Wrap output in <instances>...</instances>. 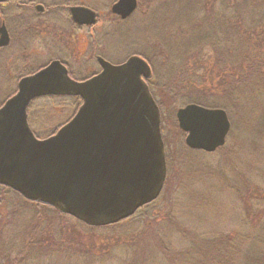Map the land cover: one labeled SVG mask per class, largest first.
<instances>
[{"label": "water", "instance_id": "water-1", "mask_svg": "<svg viewBox=\"0 0 264 264\" xmlns=\"http://www.w3.org/2000/svg\"><path fill=\"white\" fill-rule=\"evenodd\" d=\"M137 3L119 0L112 9L126 18ZM1 33L0 46L10 39L5 26ZM102 65V73L79 81L53 61L21 78L0 107V183L91 227L116 224L158 199L168 174L161 110L147 83L149 62L133 55L123 64ZM64 94L83 103L56 133L36 137L28 105ZM228 116L224 108L198 103L176 112L187 146L206 152L226 144Z\"/></svg>", "mask_w": 264, "mask_h": 264}, {"label": "trees", "instance_id": "trees-1", "mask_svg": "<svg viewBox=\"0 0 264 264\" xmlns=\"http://www.w3.org/2000/svg\"><path fill=\"white\" fill-rule=\"evenodd\" d=\"M143 1L139 0L140 7L143 5ZM168 1L163 0V6L167 5ZM217 1L223 10H216V15L215 7H213L214 1L187 0V4H192L190 20L189 23L183 24L178 29L177 35L181 37V40L174 44L175 53H172L171 50L169 53L163 50L161 52L163 62L169 54L170 57L166 61L171 66L167 68L165 75L161 74L163 77L159 75L158 78L164 83V85L160 84L164 91L161 98H158L153 83H149L150 90H152L162 113L163 141H165L166 149L169 139L168 133H165L164 121L165 119L169 121L170 118L176 121V110L175 108V111L171 110V104L174 101L183 97V101L225 108L230 114L232 126H234L232 117L234 116L233 105H235L234 95L236 94L237 114L240 105L243 109L242 116H244L242 120L245 119L243 127L239 124L236 126L237 151L240 153L250 152L246 148L256 146L251 143L255 137L254 143L258 144L259 149L260 146L264 148V143L261 144L263 141L261 136L264 138V0ZM193 6L198 7L194 10ZM186 20L188 21V18ZM220 23H222V27L219 26ZM222 34L224 35V45H228V47L226 50L223 49V46L219 49L223 52L222 54L227 53V57L222 54L220 56L218 47L216 48L215 42L211 41L210 44L215 47L212 55L214 57L208 62L205 43L210 37L217 35L220 38ZM158 41L155 37L149 43L158 45L161 51ZM220 43L222 44V41ZM191 50L196 52L195 57H190ZM139 51L153 62L154 74L158 73L155 62L158 61L157 57H159L160 51L157 52L153 48L150 51L146 49H139ZM191 58H195V60L190 65ZM227 63H229L228 66ZM204 67L206 69H203ZM225 71H227L226 74ZM17 77L20 79L19 76ZM39 99L45 100L42 106L59 101L70 108V111L75 109V113L83 101L79 96L65 94L50 95ZM166 112L171 116L169 119ZM257 117L260 118H258V124L255 125L254 120ZM176 125L179 130L177 121ZM50 134L52 133L48 135ZM230 150L231 148L228 146H222L217 152L209 154L221 153V157H223ZM165 151L168 169H170V156L167 150ZM238 168L237 188L234 189L237 193L236 209L240 211V214L236 220L231 221L235 222L233 224L219 226L216 229L191 228L185 223H176L174 220L168 219V224L172 220L173 225L167 228L168 232L163 231L154 226L159 223L158 218H152L148 214L149 207L156 202L155 200L140 208L129 218L116 224L104 226L109 228L111 233L106 236L100 235L96 231L94 233V230L99 227L87 226L79 220H77L76 226L73 224L70 227L62 224L67 221L65 218L68 217L67 214L56 212L55 208L53 209L49 205L30 201L38 208L35 214L38 219L34 221L30 233L23 240L21 250L17 251V259L22 260L23 264H43L35 263L34 260L37 258L42 260L50 254L56 253L70 257L72 262L75 258H86L91 263L100 258L97 256L103 255L104 248L109 247L108 252H110L114 247L119 252L118 257H120L121 264H149L147 262L156 258H161L160 264H264V190L248 178L245 168ZM220 175L223 177H221L222 184L229 181V176L225 172ZM171 182L168 171L163 194L164 191L172 189L173 182L172 184ZM1 190L2 196L5 198L1 203L8 200L7 195L19 194L18 191L4 185ZM50 207L57 213L54 220L58 224V230L57 232L53 229L50 230L55 226L47 225L50 230L49 234H40L45 228V226L41 227L44 216L51 217V214L48 216L45 212ZM134 219L137 220L134 221ZM59 220L61 223L58 222ZM28 245L31 247V251ZM119 246L125 247L122 253H120ZM96 250L102 253H95Z\"/></svg>", "mask_w": 264, "mask_h": 264}, {"label": "rangeland", "instance_id": "rangeland-1", "mask_svg": "<svg viewBox=\"0 0 264 264\" xmlns=\"http://www.w3.org/2000/svg\"><path fill=\"white\" fill-rule=\"evenodd\" d=\"M162 1L163 0H144L143 5L140 7L141 10H139L133 18L127 21L125 26L123 25L124 33L123 35L120 34V39L114 38L112 40L113 46L119 45V47H121V45H124L126 50L129 52H131L134 48L131 44L133 42H136L137 46H140L137 48L138 50L146 49L150 51L152 48L154 49L155 46L153 43H149L150 40L155 37L159 40L158 42L161 45V51L159 53V57H157L158 61L155 62L158 73H152V76L147 80V83H153L156 92L158 93V98H161L164 93L160 87V84L164 85V83L161 79H158L159 75L163 77L162 75L167 73V68L171 67L169 62L166 61L170 57L169 54L166 57L167 59L165 62H163L161 52L163 50L169 53L171 50L172 53H175V49L173 48L174 44H176L178 40H181V37H178L177 35L178 29L183 24L185 25L189 23V15L191 14L192 9V4H187V0H169L168 4L164 6ZM212 1L215 2L213 5V7H215V11L223 10V7L218 4L217 0ZM197 7L198 6H193L194 10ZM214 13L216 14L217 11ZM187 18L188 21L186 20ZM11 23H13V21H11ZM219 26L222 27V23H220ZM220 38L216 35L210 37V39L208 38L209 40L206 41L205 53L207 54L208 62L209 59L214 57L212 56L213 48L215 49V47H218L219 49L223 46V49L225 48L226 50L228 47V45H224L223 34L220 35ZM211 41L215 42V47H212L213 45L210 44ZM218 41H222V44ZM127 42H129V44H126ZM130 45L133 46L132 49ZM197 46L201 47L200 45ZM11 51L12 50L10 49L0 52V107L3 106V104L18 91L17 85L21 79V77L19 79L17 76H11V71H7L5 69V67L9 66L8 56L9 52L11 54ZM218 51L221 56L223 52H221V49ZM122 55L123 54L119 51L114 56L116 58H120ZM195 55V51L190 53V57H195ZM222 55L227 57V53ZM194 60L195 58H191L189 64L191 65ZM228 65L229 63H227V66ZM203 69L206 68L204 67ZM226 72L227 71H225V74ZM77 78L82 79L79 77ZM236 95H234L235 105H233L234 116H231L233 118L234 126L231 127V130L233 129L232 133H229L230 136L228 135L227 142L224 145L231 148V150L223 157H221V153L211 155L206 151L203 152L202 149L197 150L188 147L184 140L186 133L180 128V130H177V118L176 121L172 118L169 119L171 116L168 112H166V116L169 119V121H167V119L164 121L166 129L165 133H168L169 139L166 150L170 156L171 167L168 171L171 176L173 186L171 190L164 191V194L161 193L159 198L156 199V202L153 201L154 204L149 207L150 210L148 214L150 217L158 218L159 223L154 224L157 229L167 231V228L172 227L173 225L172 220L176 223H185L191 228L196 227L205 229H216V227L219 226L235 223L231 221L236 220L240 214V211L236 209L237 193L234 189L237 188V173L239 172L237 171V168L240 165L241 167L239 168H245L248 178H250L251 181L256 182V184L264 190V148L260 146L259 149L258 144L254 143V140L256 139L255 137L251 140V143L256 146H248L246 148L249 149L251 153L248 151L241 153L237 151L236 126L239 124L243 127V125H245V119L242 120V117L244 116H242L243 109L240 105L238 106L237 114ZM183 100L184 98L181 97L174 101V103L171 104V110L173 111L175 108L177 111L180 107H184L186 104L191 103V101ZM44 102L45 100L38 99L34 101V103L31 102V105L28 107V120H30L31 123L30 127L34 130L37 137L42 139L49 137V133H55L75 114V109L70 111V108L66 107L64 103L59 101L48 103L47 106L44 105L45 108L42 106ZM250 114H253V112H250ZM228 115L230 118L229 113ZM258 118L260 117H257L254 120L255 125L258 124ZM33 121L34 123H32ZM261 138L263 139L261 144H263L264 138L262 136ZM248 142L250 143V141ZM218 149L214 152H217ZM222 172H225L229 176V181L224 184L221 183L222 176L220 174ZM20 195H7L6 197L8 200L4 203H0V264H23L22 260L17 259L16 254L17 251L19 252L21 250V245L24 242L23 240H25L27 235L30 233V229H32L34 221H37L38 219L37 215H35L38 210L37 206L33 205V203L30 202L31 200L21 195L24 198L23 199ZM4 199L5 198L2 196V201ZM53 209L50 207L45 210L48 216L51 214V217L49 218L44 216L45 218L41 221L43 223L41 227L45 226V228L43 232H40V234H49L52 229L57 232L58 224L54 219L57 216L56 212L59 210L55 209V212ZM65 218L67 221L62 222V224H66L71 227V225L74 224L76 226L78 223V219L71 215H68V217ZM168 219H172L170 224H168ZM135 220L137 219H134V221ZM58 222L61 223L60 220ZM47 225L55 226V228H50L49 230ZM95 231L100 235L109 236L111 234L109 228L104 226H99V228L94 230V233ZM119 248L120 253H122L125 249L124 246H119ZM29 249L31 251L30 246ZM108 250L109 247L104 248V251H102L103 255L97 256L100 258L91 263L89 260L87 261L86 258H73L74 261L72 262L70 257L56 253H52L47 256V258L42 260L39 258H37V260H33L35 263L38 262L43 264H121L117 249L113 247L110 252H108ZM102 252L96 250L95 253ZM160 259L161 258H156L147 263L160 264Z\"/></svg>", "mask_w": 264, "mask_h": 264}, {"label": "flooded vegetation", "instance_id": "flooded-vegetation-1", "mask_svg": "<svg viewBox=\"0 0 264 264\" xmlns=\"http://www.w3.org/2000/svg\"><path fill=\"white\" fill-rule=\"evenodd\" d=\"M118 1H0V34L5 26L10 38L6 45L0 46V52L12 50L8 56L9 66L5 69L11 71V76L24 77L53 61H60L69 75L85 80L102 73L103 61L119 65L133 55L147 59L137 49L140 46L136 42L131 43L134 46L130 45L131 52L124 45L113 46L112 40L120 39V34L124 33L123 25L141 10L137 0L135 11L122 18L112 9ZM73 8L78 9L76 15L71 11ZM94 17L95 22L91 21ZM158 47L154 46L157 52L160 51ZM119 51L123 55L116 58L114 55ZM147 61L154 73L153 62ZM1 189L0 183V203Z\"/></svg>", "mask_w": 264, "mask_h": 264}]
</instances>
